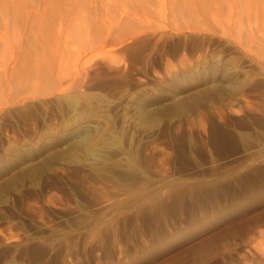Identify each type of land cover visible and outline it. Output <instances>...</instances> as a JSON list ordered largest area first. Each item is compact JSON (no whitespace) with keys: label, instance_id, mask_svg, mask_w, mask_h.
Returning <instances> with one entry per match:
<instances>
[{"label":"rangeland","instance_id":"1","mask_svg":"<svg viewBox=\"0 0 264 264\" xmlns=\"http://www.w3.org/2000/svg\"><path fill=\"white\" fill-rule=\"evenodd\" d=\"M0 264H264V0H0Z\"/></svg>","mask_w":264,"mask_h":264},{"label":"bare ground","instance_id":"2","mask_svg":"<svg viewBox=\"0 0 264 264\" xmlns=\"http://www.w3.org/2000/svg\"><path fill=\"white\" fill-rule=\"evenodd\" d=\"M27 77H29V76H27ZM27 77H26V78H27ZM24 78H25V77H24ZM26 78H25V79H26ZM6 84H7V83H6ZM84 132H85V131H84ZM81 138H82V137H81ZM84 141H85V140H84Z\"/></svg>","mask_w":264,"mask_h":264}]
</instances>
